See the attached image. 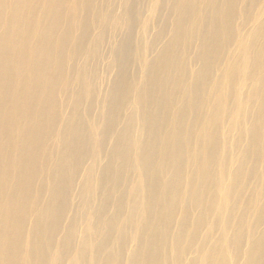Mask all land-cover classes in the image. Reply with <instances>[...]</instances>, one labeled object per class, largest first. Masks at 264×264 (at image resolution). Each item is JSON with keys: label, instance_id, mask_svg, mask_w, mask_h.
Wrapping results in <instances>:
<instances>
[{"label": "bare ground", "instance_id": "bare-ground-1", "mask_svg": "<svg viewBox=\"0 0 264 264\" xmlns=\"http://www.w3.org/2000/svg\"><path fill=\"white\" fill-rule=\"evenodd\" d=\"M0 264H264V0H0Z\"/></svg>", "mask_w": 264, "mask_h": 264}]
</instances>
